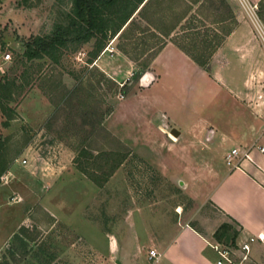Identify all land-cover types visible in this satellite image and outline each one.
<instances>
[{"label": "rangeland", "instance_id": "1", "mask_svg": "<svg viewBox=\"0 0 264 264\" xmlns=\"http://www.w3.org/2000/svg\"><path fill=\"white\" fill-rule=\"evenodd\" d=\"M204 6L193 23L198 40L214 38L216 33L224 36L238 23L236 17L250 22L262 40L251 17L257 16L264 29V0L249 10L250 16L241 0H204ZM70 10V0H0V152L9 162L2 174L6 177H0V219L5 222L0 231L9 230L5 237V229L0 233V264H164L153 262L148 254L158 245L157 232L169 218L177 221L178 214L194 206L183 187V174L167 176L153 168L147 156L134 154L99 186L75 162L87 160L82 150L132 151L104 121L112 113V124L119 129L126 114L134 115L136 106L141 110L143 97L132 94L140 82L135 74L144 72L143 63L160 41L148 32L143 35L146 43L141 38L138 46L114 37L93 63L88 59L94 39L79 46L69 44L58 62L48 56L28 60L27 43L67 24ZM212 12L225 14L224 25L211 22ZM191 30L180 25L173 36L183 39ZM164 39L174 42L172 37ZM120 42L131 54L119 49ZM7 51L11 59L2 61ZM249 79L264 89V71ZM205 96L214 105L220 99L207 91ZM214 105L209 111L233 114L229 103L221 108ZM44 203L55 214L63 211L88 218L94 227L79 218L77 228L52 220ZM82 224L88 236L80 231Z\"/></svg>", "mask_w": 264, "mask_h": 264}, {"label": "crops", "instance_id": "2", "mask_svg": "<svg viewBox=\"0 0 264 264\" xmlns=\"http://www.w3.org/2000/svg\"><path fill=\"white\" fill-rule=\"evenodd\" d=\"M236 19L238 23L225 35L207 67L169 40L139 77L138 89L132 93L143 97L141 110L136 106L134 115L126 114V123L119 129L112 124V113L104 121L107 129L132 149L118 169L136 154L147 156L153 168L167 176L183 174V187L194 206L182 216L178 214L177 221L169 218L157 232L158 245L151 249L161 254L160 263L218 264L219 254L213 245L223 243L214 233L228 222L238 231L232 245L235 260L241 261V244L255 237L248 258L241 264H264V239L258 237H264V154L254 150L253 160H244L238 167L226 162L234 147L256 142L264 145V89L249 82L251 74L264 71V43L250 22ZM205 91L220 97L216 105ZM226 103L233 114L220 116L208 109ZM44 209L51 219L74 228L78 218L94 227L90 219L79 214L78 218L63 211L55 214L46 203ZM1 219L0 225L5 226ZM80 231L88 236L85 225ZM8 233L5 229L4 237Z\"/></svg>", "mask_w": 264, "mask_h": 264}, {"label": "trees", "instance_id": "3", "mask_svg": "<svg viewBox=\"0 0 264 264\" xmlns=\"http://www.w3.org/2000/svg\"><path fill=\"white\" fill-rule=\"evenodd\" d=\"M70 1L71 10L67 14L68 23L58 24L51 34L35 36L29 41L24 53L28 60L48 56L58 62L62 49L68 47L69 44L73 43L79 46L94 39L93 48L89 51L88 59L89 63H93L100 56V53L104 51L111 38L116 37L122 41L126 40L128 44L138 46V40L141 38H144L142 43H146V36L143 35L148 32L147 36L159 40L160 45L145 60L143 63L144 69L148 68L153 58L166 45V39L164 38L167 37H172V40L198 64L207 67L213 53L224 41L225 35L231 33L234 28H228L224 36L216 33L214 38L206 37L198 40L196 38L198 37V32H194L193 23L197 20L196 15L202 13L201 8L205 7L204 0ZM222 1L225 2V0ZM195 12L196 14H194ZM136 16L146 23L145 27L139 25ZM212 16V23H220L222 25L228 19L225 14H217L216 12H212ZM202 19L206 20L207 15H205V18L202 17ZM184 20H187V25H182ZM180 25L184 29H192L188 37L180 39L173 36ZM191 34L196 36H189ZM118 45L122 52L128 55L131 54L124 42H120ZM150 49H153V47ZM134 58L135 60L137 59V57ZM142 73L143 70L137 72L135 79L138 80ZM100 78H105V75L101 72ZM101 79L97 81L100 82ZM102 150L106 151L104 155L100 154ZM80 153L86 156L87 160L81 161L76 158L75 162L79 170L99 186H103L110 179L128 156V152L114 149L105 150L104 148L99 150L98 154H93L91 150H82ZM8 168V159L0 152V176ZM21 229L26 230L24 227ZM237 235L238 231L236 228L228 222L222 223L214 233L216 240L225 245H233Z\"/></svg>", "mask_w": 264, "mask_h": 264}, {"label": "built area", "instance_id": "4", "mask_svg": "<svg viewBox=\"0 0 264 264\" xmlns=\"http://www.w3.org/2000/svg\"><path fill=\"white\" fill-rule=\"evenodd\" d=\"M243 5L245 6V9L249 10L255 9L256 6H258V3L252 2V0H241ZM251 14H249L250 16ZM253 22L256 25V28L258 32L261 34V39L264 43V29L261 28V24L258 21L257 16H252L251 17ZM11 59V53L9 51L5 52L2 55V61H9ZM254 150H258L261 153H264V145L259 144V143H254L252 146L245 147V148H238L234 147L232 148L226 155V162L228 165L232 167H238L241 165V163L244 160H253L252 153ZM1 179H4L6 175H1ZM260 239H264L263 235L258 236ZM256 238L251 237L249 241L244 242L241 244V252H242V257L241 261L237 262L234 258L233 255V246L232 245H224V244H219L216 243L213 245L217 253L219 254V259H218V264H241L242 261L246 260L248 258V254L251 249L250 243L253 242ZM150 259H152L154 262H158L160 260L161 254L155 250L151 249L149 252Z\"/></svg>", "mask_w": 264, "mask_h": 264}, {"label": "water", "instance_id": "5", "mask_svg": "<svg viewBox=\"0 0 264 264\" xmlns=\"http://www.w3.org/2000/svg\"><path fill=\"white\" fill-rule=\"evenodd\" d=\"M174 134H178V132H176V130L173 131Z\"/></svg>", "mask_w": 264, "mask_h": 264}]
</instances>
